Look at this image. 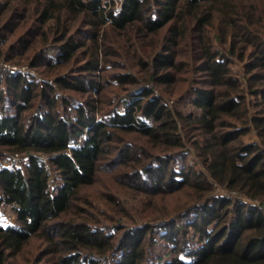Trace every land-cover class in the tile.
<instances>
[{
    "label": "trees",
    "instance_id": "16d2710c",
    "mask_svg": "<svg viewBox=\"0 0 264 264\" xmlns=\"http://www.w3.org/2000/svg\"><path fill=\"white\" fill-rule=\"evenodd\" d=\"M0 62V264H264V0H0Z\"/></svg>",
    "mask_w": 264,
    "mask_h": 264
},
{
    "label": "rangeland",
    "instance_id": "374dc122",
    "mask_svg": "<svg viewBox=\"0 0 264 264\" xmlns=\"http://www.w3.org/2000/svg\"><path fill=\"white\" fill-rule=\"evenodd\" d=\"M117 6L120 7V0H117ZM1 64H0V67L4 71L5 69H4L3 65L1 66ZM24 66L26 67L27 65H24ZM242 66L243 65L236 64V66L234 68L235 72L238 73L239 75L242 73ZM18 67H22V66H18ZM32 71H33L32 73H35V76H36L37 75L36 71H34V70H32ZM31 75H33V74H31ZM170 104H172L173 107H176L177 109L183 110L185 112H188L192 109L188 100L186 101V100H182V99L178 98L177 100H175L174 102H171ZM256 139H257L256 136L252 133L246 140L247 141H250V140L253 141ZM189 148H190V153H189L190 154V160H189V162L199 164V159L195 155L194 150L191 147H189ZM3 162L8 166V165H12V162L15 164L21 165L25 161H23V159H18V158L12 159V158L7 157L5 160H3ZM200 167L202 170H204V168L201 165H200ZM116 178H115V174H113V172H110V171L107 172V171L102 170L99 174V177H98L96 184L93 187L86 189L87 194H89L91 196V199L93 200L94 205L97 206L98 208H100V211L106 210V208L103 206L104 204L101 203L100 201H101V195L103 193H106L108 190H110V191H112V190L117 191L118 190L119 191L118 195L120 196V198L122 200L125 201V205L127 207H129V209L132 208L131 206L137 207V205H136L137 199L134 197L135 195L130 191L123 190V188H121L119 186ZM55 184L56 183H53L54 186H55ZM224 194H226L224 189H222L221 187H216V191H215L216 196H223ZM185 199H186L185 196L180 195V194H176L175 196H171V197L166 196L165 199L157 198L158 201H162V202H164V204L157 202L158 208L155 206V204H154V208L155 209H162L165 207L171 208V207H174L179 201H183ZM139 211H140V209H139ZM1 212H2V215L4 218V224L5 225L14 223L15 217L11 211V208H9L7 206H3ZM135 217H137L136 222L140 223L141 221L139 220L140 219L139 216L136 214ZM116 219H117V221L125 222V220L120 218V217H116ZM108 224L110 225V227H113V222L109 221ZM163 246H164V243L162 241H160L157 243L156 247H159V249H160V248H164ZM158 251H161V250H158ZM161 253H162V256L165 257L166 252L163 250ZM156 255H159V252H157ZM155 257H157V256H155Z\"/></svg>",
    "mask_w": 264,
    "mask_h": 264
},
{
    "label": "built area",
    "instance_id": "2783aa9c",
    "mask_svg": "<svg viewBox=\"0 0 264 264\" xmlns=\"http://www.w3.org/2000/svg\"><path fill=\"white\" fill-rule=\"evenodd\" d=\"M1 63H0L1 66L3 65L4 69L7 70V71H11V72H23V73L35 75V73H32L33 71H31L29 69V67H27V66L26 67L25 66L18 67V66L10 65V64H7V63H3V62H1ZM225 193L226 194H224L223 196H226V197H229V198H232V199H238V200H244L245 201L244 198H242L241 196H237L234 193H228V192H225ZM250 203L253 206H255L256 208L264 211V202L254 201V202H250Z\"/></svg>",
    "mask_w": 264,
    "mask_h": 264
}]
</instances>
